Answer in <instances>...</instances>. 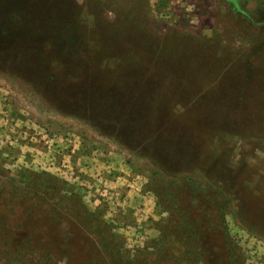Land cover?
<instances>
[{"label":"rangeland","instance_id":"rangeland-1","mask_svg":"<svg viewBox=\"0 0 264 264\" xmlns=\"http://www.w3.org/2000/svg\"><path fill=\"white\" fill-rule=\"evenodd\" d=\"M0 264H264V0H0Z\"/></svg>","mask_w":264,"mask_h":264}]
</instances>
